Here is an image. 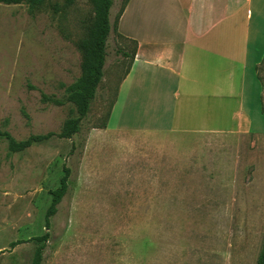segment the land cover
<instances>
[{
    "label": "rangeland",
    "instance_id": "374dc122",
    "mask_svg": "<svg viewBox=\"0 0 264 264\" xmlns=\"http://www.w3.org/2000/svg\"><path fill=\"white\" fill-rule=\"evenodd\" d=\"M125 1L113 0L112 27ZM94 19L89 0L0 5V131L18 142L56 135L17 154L0 138V264H32V239L47 232L44 264H258L264 60L257 68L263 88L248 105L260 135L152 139L118 128L145 131L143 118L109 116L134 50L113 30L90 112L78 134L61 139L65 122L78 117L66 88L82 76L81 43ZM65 169L69 191L48 231L50 192ZM16 242L24 243L12 248Z\"/></svg>",
    "mask_w": 264,
    "mask_h": 264
},
{
    "label": "crops",
    "instance_id": "0c3cea01",
    "mask_svg": "<svg viewBox=\"0 0 264 264\" xmlns=\"http://www.w3.org/2000/svg\"><path fill=\"white\" fill-rule=\"evenodd\" d=\"M115 35L138 50L110 116L149 123L118 128L152 139L260 135L248 105L263 88L264 0H129ZM227 120L232 128L215 127Z\"/></svg>",
    "mask_w": 264,
    "mask_h": 264
},
{
    "label": "trees",
    "instance_id": "16d2710c",
    "mask_svg": "<svg viewBox=\"0 0 264 264\" xmlns=\"http://www.w3.org/2000/svg\"><path fill=\"white\" fill-rule=\"evenodd\" d=\"M48 1L50 0H0V5H28L30 9H35L44 5ZM76 1L77 0H67V3L74 4ZM89 2L94 7L95 19L90 36L81 43V48L85 57L83 73L74 84L66 88L67 101L75 106L78 117L70 118L65 122L62 132L58 135L61 139H72L73 136L78 134L80 132L82 121L90 112L91 103L96 98L98 88L103 79L109 37L113 30L117 32L120 17L123 14L129 0L124 2L123 7L116 18L114 27H112L110 21L113 0H89ZM133 44L134 50L132 60L135 59L138 50V44ZM128 73L129 70L127 74ZM258 79L262 82L261 78L258 77ZM55 103L60 105L62 102ZM54 136L56 135L48 134L45 136H31L28 140L18 142L9 133L0 131V138H5L8 141L9 151L12 154L25 152L35 144L50 140ZM69 177L70 171L65 169L64 175L60 181V186L50 192L52 201L45 218V227L48 231L51 229V219L57 215L59 206L68 194ZM50 240L51 235L49 232L32 239V241L38 245L32 264H44V252ZM22 243L24 242L13 243L12 248H16ZM258 264H264V248L259 257Z\"/></svg>",
    "mask_w": 264,
    "mask_h": 264
}]
</instances>
